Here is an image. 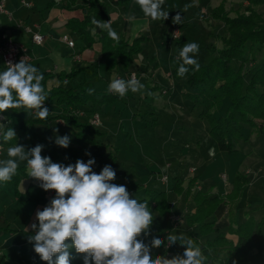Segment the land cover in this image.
<instances>
[{
	"label": "trees",
	"instance_id": "trees-1",
	"mask_svg": "<svg viewBox=\"0 0 264 264\" xmlns=\"http://www.w3.org/2000/svg\"><path fill=\"white\" fill-rule=\"evenodd\" d=\"M244 1L248 4L245 5L243 12L236 16H228L221 12L220 6L210 9L209 16L223 22L225 34L218 37L212 35L221 41V46L212 44L208 49L212 55L208 62L199 64L198 71L194 69V66L187 65L189 71L184 76L190 88V91L183 93L184 97L192 101L193 107L199 108L198 117L206 120L209 134L217 148L227 153L236 151L234 147L236 141H246L248 136L254 133L264 135V59L257 65L244 67L247 61L253 64L257 53L264 49V10L256 9L258 6H264V0ZM127 2L128 0H60V8L75 9L80 12V16L68 18L65 24V28L75 34L81 42L78 51L89 49L93 43L98 42L101 61L104 68L109 71L119 66L123 72H126L132 65L134 57L141 53L144 44L149 41V37L142 34L131 39L117 34L118 40H114L105 30L98 29L91 23L93 18L107 22L110 18L109 8L125 7ZM53 4L55 3H50V5ZM185 43L183 42V46ZM179 65L175 67L174 74L177 73ZM77 73L78 71L73 70L69 73L43 75L42 84L47 92L44 105L55 106L60 110L58 115L41 120L33 114L34 110L24 108L9 109L1 113L7 120V124L0 133L1 147H10L21 141L27 144L43 145L52 154L53 161H60L65 166L74 165L77 160H83L84 146L97 145L93 136L100 133L86 122L78 120L77 115L73 114L70 108L82 105L101 106L113 103L120 98L108 91H98L93 88L64 86L48 88L46 85L48 79L56 78L63 81ZM89 89L94 91L90 94ZM58 118L76 128L72 137V142L77 145L76 148H70L68 151L64 148L59 149L48 138L40 137L33 128L34 124H43L47 120ZM8 129L14 130L16 136L6 142L3 140V134ZM27 176L25 166H19L16 175L10 181L0 182V190L6 185L16 186L21 178ZM123 179H125L124 173L116 174L115 180L118 183H121ZM195 180L190 178L185 188L186 198L190 195L193 201L191 210L185 215V223L189 228L194 229L189 231L187 237L192 238L202 248L207 256L206 264H242L247 261L250 253L258 262L264 263V236L261 235L264 216L256 222L252 215L245 212L243 221L238 223L236 220L237 204L250 183L247 175L235 172L230 182V189L225 193H212L213 185L207 189L191 192ZM123 185L129 192L127 184ZM173 190L181 193L184 187L177 182ZM145 194L137 200L147 201L154 219L149 234L142 233L138 239L149 246L153 238L163 240L164 243L160 247L151 249L153 256H162L164 253L162 246L167 240L155 221V214L164 216L169 212L166 191L145 190ZM220 204H224L227 208L226 232L219 231L215 226V211ZM260 208L264 211V199L261 201ZM67 242L71 243L70 240ZM172 250L176 254L184 253L180 249ZM69 251L70 264H84L83 254L77 253L74 247ZM223 253H225L224 257ZM172 257L174 256L169 259ZM55 259L54 256L53 260Z\"/></svg>",
	"mask_w": 264,
	"mask_h": 264
},
{
	"label": "rangeland",
	"instance_id": "rangeland-1",
	"mask_svg": "<svg viewBox=\"0 0 264 264\" xmlns=\"http://www.w3.org/2000/svg\"><path fill=\"white\" fill-rule=\"evenodd\" d=\"M183 1L167 0L168 3L163 4L162 9L169 13L168 19L156 21L157 25L150 32V42L145 45L140 55L134 57V59L143 60L140 66L133 63L131 71L139 76H144L145 72L148 74L152 72L156 75L154 83L157 82V85L153 93L150 94L148 88L144 93L129 91L126 98L119 97L121 100L115 101L121 104V111L116 110L117 114L120 112L121 117L116 115V121L111 126L110 132L112 133L105 139L108 142H115L119 150L116 153L114 148L109 151L90 145L86 151L90 155L85 153L83 156L85 163L90 158L95 159L92 170L96 174H99L106 165H110L116 174L124 173L125 179L121 183L115 179L110 182L117 185L126 183L129 187L130 198L144 197L145 190H165L169 212L164 216L156 213L155 221L166 237L170 232L183 233L188 236L190 230L194 231L185 223V215L193 206L191 196L186 198L185 191L190 178L196 179L191 192L199 188L207 189L213 185L211 192L216 193V190L222 191L229 187L238 169L239 172L246 174L251 182V186L244 190L243 198L256 201L258 206L253 202L252 208L259 209L260 218L264 216V211L260 208L261 201L264 199V135L254 133L248 136V141L245 143L235 142L234 147L237 150L232 153L220 151L209 134L206 120L198 117L199 108L193 107L192 101L183 95L190 91L185 77L173 73L175 67L182 63L178 59V54L183 47V42H195L199 45L195 58L200 65L207 63L211 58L212 55L208 49L212 44L221 46V41L212 35L218 37L225 34L223 22L209 16L211 8L220 6L221 12L228 16H236L243 12L248 3L244 0H185L186 3L190 1L192 4L185 10L180 3ZM256 9L262 11L264 6H258ZM177 14L182 17L180 24L173 23V17ZM175 30L178 31L177 38L173 37ZM262 59H264V49L257 53L253 64L247 61L244 67L257 65ZM119 76L120 79H129L125 73ZM139 98H141L140 103L137 102ZM152 111L154 113L151 114ZM138 116L145 118L140 119ZM148 117H153L152 121H147ZM119 122L122 123L121 130L118 126ZM34 125L37 126L34 128L37 132L41 125ZM245 130L249 131L248 128ZM51 142L58 146L53 139ZM35 146L37 145L25 144L24 148L28 151ZM7 149L8 147L1 149L0 159L8 158ZM99 152L102 153L101 157L97 156ZM110 152L112 157L109 156ZM210 152L213 154L210 155ZM41 155L48 157L51 154L43 147ZM19 164L26 165L27 163L21 161ZM163 176L167 177L166 182L161 181ZM33 180L35 181L34 178ZM177 182L184 187L181 193L173 190ZM34 183L38 186L37 191L43 193L44 204L49 202L48 199L55 198L54 190H49L52 191V195L47 199L44 197L46 191L40 189L38 182ZM0 195L1 205L13 204V207L19 205L16 200L12 202L11 197L14 196L12 186L2 187ZM31 208L33 209L32 206ZM243 208L241 206L238 211L236 208V215L239 218L247 212H243ZM171 215L179 219L172 221ZM225 230L227 231V228ZM261 233L264 234V226L261 228ZM30 236L33 234L18 232L15 236L18 246L8 250V254L4 253V264L46 263L35 253L34 242L29 240ZM172 249L185 251V247L179 242L173 245H168L166 242L162 246L164 251L162 256L166 258L182 256V254L173 253ZM222 256L224 257L225 253ZM244 263L264 264L258 262L252 253ZM0 264H3L1 259Z\"/></svg>",
	"mask_w": 264,
	"mask_h": 264
},
{
	"label": "clouds",
	"instance_id": "clouds-1",
	"mask_svg": "<svg viewBox=\"0 0 264 264\" xmlns=\"http://www.w3.org/2000/svg\"><path fill=\"white\" fill-rule=\"evenodd\" d=\"M135 2L145 17L153 21L168 19V11L162 9L165 0ZM184 7L187 10L190 5ZM181 22L180 14L173 17L174 24ZM91 23L105 30L110 38L118 40L111 20L103 22L93 18ZM198 51L197 43L184 44L178 54L182 61L178 76L186 75L189 71L187 65L199 70L200 65L195 58ZM43 80L38 67L26 63L24 58L19 63H9L6 70L0 72V113L24 108L34 110L39 119H46L49 110L42 107L47 99ZM144 87L135 77L128 80L117 78L110 82L108 91L123 98L129 91L141 92ZM92 91L89 89L90 94ZM15 136L14 130L8 129L3 140L7 142ZM55 143L67 148L70 137L57 136ZM43 147L37 145L26 151L24 146L15 144L8 147V158L0 160V182L10 181L16 175L19 162L26 161L29 177L40 181V187L45 191L54 190L56 193L49 206L37 211L38 227L36 223L31 225L35 235L29 240L34 242V251L41 260L47 264H70L69 249L74 247L77 253L83 254L84 264H206L207 256L202 248L183 233L170 232L166 237L168 245L179 242L185 247L182 256L169 259L152 255L151 249L160 247L164 241L153 238L149 246L138 237L142 233L149 234L153 213L147 201L130 198L124 185L110 182L116 178V172L110 165L104 166L99 174L92 170L94 158L86 163L77 160L74 165L64 166L42 156ZM69 240L71 243L67 242Z\"/></svg>",
	"mask_w": 264,
	"mask_h": 264
},
{
	"label": "crops",
	"instance_id": "crops-1",
	"mask_svg": "<svg viewBox=\"0 0 264 264\" xmlns=\"http://www.w3.org/2000/svg\"><path fill=\"white\" fill-rule=\"evenodd\" d=\"M28 1L31 2V6L29 7L22 6L20 0L5 1V9L8 11L9 16L0 13V34H3L4 36L12 39L13 41L21 43L27 49V53L29 56V60L26 63L38 67L40 73H42L43 75L58 72L69 73L73 70L78 71L77 75L73 76L70 79H65L63 81H59L56 78L48 79L46 82L48 88L54 86H64L75 88H93L98 91H108V85L112 80L120 77L119 75L122 73H125L128 76L129 73L133 72L131 71L133 63H136L137 66H140V64L142 63L143 59H134L132 65L126 72H123L119 66L111 71L106 70L100 58V44L98 42H95L93 43L91 48L84 49L79 52L78 49L81 45V42L75 34L65 28V24L68 18L72 16H80V12L78 10H67L60 8V0ZM50 3L55 4L50 5ZM167 3V0H165L164 4ZM180 3L183 6H192L190 1L189 3H186L184 0ZM109 15L110 18L108 21L111 20V26L117 34H122L127 39H131L140 34L148 36L149 41L144 44L143 49L145 45L150 42V32L151 29L157 25L156 21L145 17L142 11L140 10L139 6L136 4L135 0H128L125 7H110ZM132 16H134L135 19L130 20L129 17ZM26 28H29L30 31H26ZM32 32H37L42 35L43 38L41 43L37 44L32 42ZM64 34L68 35V37L74 41L73 47H69L64 41H62L61 37ZM140 54L141 53H139L138 55ZM1 71L2 69L0 67V72ZM155 76L156 75H153L152 72L151 74L145 72L144 76H139V74H136V79H138L145 86L141 92L144 93L145 90H147L148 88L149 93H153L157 85V82L154 83V81H156V79L154 78ZM124 98H126V96ZM140 101L141 98L137 100V102L139 103ZM42 107H46L49 110L48 117L50 118L60 113V110L53 105L45 106L43 104ZM121 108L122 107L119 102H113L103 104L101 106L82 105L76 106L74 108L72 107L70 109L72 110L73 114L77 115L78 120H80L81 122H86L88 125L94 127L99 131V135L93 136V138L97 142V145L91 146H96L100 149L104 148L109 151L114 148L116 150L115 152L117 153V151L119 150V148L116 146L117 144H114L115 142H112L111 139V142H108L105 138H108V135L112 133L110 132L111 126L116 121V115H119V118L121 117L120 112H118V114L116 113V110L121 111ZM95 113H98L99 115V124L91 125L90 120L93 118ZM150 113L152 114L154 113V111ZM33 114L35 115V111L33 112ZM102 115L103 118H101ZM134 116L136 117V115ZM138 118L144 119L145 117L138 116ZM152 118L153 117H148L146 119L147 121H152ZM157 119L159 118L157 117ZM154 124L156 125V123ZM40 125L41 127H38L37 131L40 137L48 138L50 141L51 139H53L55 141L57 136L62 137L67 135L70 137V144L67 148L64 149L68 151L70 148L77 147V145L72 142V137L76 131V128H74L71 124L64 122L61 118L50 119ZM118 126L121 130L122 123L119 122ZM35 127L37 126L33 125V128ZM240 141L243 140L236 141V143ZM247 141L248 140L243 141V143ZM16 144L24 146L27 143L18 141ZM31 145L34 144H28V146ZM88 146L90 145L84 146L85 153L87 151ZM57 148L62 149L63 147L57 146ZM235 149L237 150V148ZM98 154H100L99 157H101L102 153L99 152ZM109 156L112 157L111 152ZM48 157H50L53 163L63 164L60 161H53L52 154ZM19 166H25L26 172L28 174L27 164H19ZM35 181L37 182L36 179ZM35 181L32 177H29L28 175L27 177L21 178L16 186L6 185L12 186L14 194V196L11 197L12 202L13 200H16L19 205L13 207V204L1 205L0 203V259L3 264L5 257L4 253L8 254V250L10 251L15 246H18V244L16 243L17 241H15V236L18 234V232H24L27 234L35 235V231L32 230L31 225L33 223H36L38 227L36 213L38 210L42 211L46 206H49L50 201L52 200L47 198L46 191L44 197H46L49 202H46L45 204L43 203V193L37 191L38 186L35 185ZM38 185H40V183ZM250 186L251 182L247 187ZM40 189L42 188L40 187ZM229 189L230 185L226 190H216L215 192L225 193ZM1 191L2 188L0 190V194ZM253 202L255 203V205L257 204L258 206V203L256 201H253V199L252 201L247 200L242 196L236 208L238 211L241 206H243V212L247 211L253 216L254 220L258 222L261 219V213L259 212L258 208H252ZM31 206L33 207V209L31 208ZM226 209L227 208L224 204H220L215 211V226L219 229V231L223 232H225V229L228 227V217ZM243 219V215L242 218H239L236 215V220L238 223L243 221ZM5 228L10 230H7ZM261 235L264 236V234L262 233Z\"/></svg>",
	"mask_w": 264,
	"mask_h": 264
},
{
	"label": "built area",
	"instance_id": "built-area-1",
	"mask_svg": "<svg viewBox=\"0 0 264 264\" xmlns=\"http://www.w3.org/2000/svg\"><path fill=\"white\" fill-rule=\"evenodd\" d=\"M5 1L6 0H0V13L1 14H5L7 16H9L8 11L5 9ZM20 3L22 6L25 7H29L31 6V2L28 0H20ZM26 31H30L29 28H26ZM173 37L177 38L178 37V31H174L173 33ZM42 35L37 33V32H32L31 33V40L33 43H41L42 42ZM62 41H64L69 47H73L74 46V41L71 40L68 35L64 34L61 37ZM25 59V62H27L29 60V56L27 53V49L21 44L18 43L16 41H13L12 39L4 36L3 34H0V67L2 69V71L6 70V68L8 67V64H15V63H19L21 61V59ZM1 71V72H2ZM128 77L131 79L133 77L136 78V73L135 72H131L128 74ZM120 78V77H118ZM91 125H98L99 124V115L98 113H95L93 118L90 120ZM7 124V120L5 119V117L0 113V133L2 131V128ZM1 145H0V153H1ZM167 177L163 176L161 178L162 182H166ZM38 183H40V181L37 180ZM52 195V191L47 192V198H50ZM179 217L176 216H172L171 215V219L172 221H176L178 220Z\"/></svg>",
	"mask_w": 264,
	"mask_h": 264
}]
</instances>
